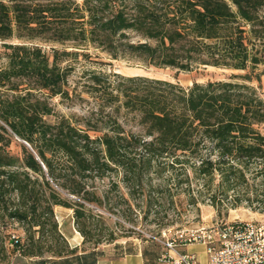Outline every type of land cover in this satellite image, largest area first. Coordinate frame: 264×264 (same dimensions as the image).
I'll return each mask as SVG.
<instances>
[{"label": "trees", "instance_id": "trees-1", "mask_svg": "<svg viewBox=\"0 0 264 264\" xmlns=\"http://www.w3.org/2000/svg\"><path fill=\"white\" fill-rule=\"evenodd\" d=\"M36 41L75 49L89 44L112 59L153 67L246 73L186 89L149 77L122 78L105 87L107 105L134 114L142 133L126 132L113 118L83 129L65 118L45 120L53 114L50 98H69L72 68L61 65L62 56L77 52H46ZM256 42H264V0H0V49L7 60L0 64V227L17 224L25 233L24 239H0V264L15 256L86 257L60 233L56 206L73 211L82 251L118 241L96 210L130 220L127 211L116 210L128 200L121 195L113 203L111 190L102 196L94 186L114 172L141 186L170 159L168 166L193 161L200 175L227 180L247 163H264L258 130L264 97L257 90L264 94V70L255 72L264 59L254 52ZM91 80L92 91H101L102 77L91 72Z\"/></svg>", "mask_w": 264, "mask_h": 264}, {"label": "rangeland", "instance_id": "rangeland-1", "mask_svg": "<svg viewBox=\"0 0 264 264\" xmlns=\"http://www.w3.org/2000/svg\"><path fill=\"white\" fill-rule=\"evenodd\" d=\"M133 40L138 39L133 38ZM35 43L46 52H50L52 48L59 52H77V55L62 56L61 65L72 68L66 86L69 98H50L48 101L53 108V114L46 116L45 120L54 123L65 118L83 129L87 128V122H90L91 126L101 125L113 118L126 132L142 133L134 114L127 112L124 108L117 111L118 103L112 106L107 105L110 102L107 93L109 91L105 87L108 83L115 86L121 82L122 78L149 77L176 83L186 89L194 82L202 84L209 81H223L228 80L233 74L246 73L215 67L181 71L170 67L147 66L135 58L112 59L105 51L89 44L75 49L72 44L40 41ZM256 51L264 59V42H256L254 52ZM4 56L0 49L2 65L7 62ZM262 70H264V61L255 72ZM91 72L102 77L103 83L99 85L101 91L98 93L92 91L94 85ZM251 85L257 88L255 81ZM257 90L264 97V94ZM113 93L118 94L116 91ZM122 100L120 97L119 103ZM258 130L264 134V124L259 125ZM12 149L19 151L15 145H12ZM171 162L170 159L158 163L157 172L146 176L141 186L123 182L122 173L115 172L102 180H96L94 186L100 195L103 196L105 192L111 190L110 198L113 203H116L121 195L128 200L116 210L127 211L130 220L123 218L121 213L113 215L106 209L96 210L104 216L105 226L111 227L118 236H121L119 240L140 241L143 239L159 243L157 239L166 240L179 231L236 221H264V163L260 161L247 163L241 174L231 176L227 180L219 175H200L192 166L193 161L175 164L173 167L167 165ZM94 223H97L96 220ZM6 234L25 238L24 230L17 227V224L8 225L7 229L0 227V239ZM104 234H108L107 230H104ZM105 245L108 244L103 242L100 246ZM186 251L195 253L200 264H205L201 245H188ZM7 261L9 259L5 258L3 263Z\"/></svg>", "mask_w": 264, "mask_h": 264}, {"label": "built area", "instance_id": "built-area-1", "mask_svg": "<svg viewBox=\"0 0 264 264\" xmlns=\"http://www.w3.org/2000/svg\"><path fill=\"white\" fill-rule=\"evenodd\" d=\"M157 241L165 264H200L194 253L183 250L191 244L204 247L206 264H264V221H236L185 230Z\"/></svg>", "mask_w": 264, "mask_h": 264}, {"label": "crops", "instance_id": "crops-1", "mask_svg": "<svg viewBox=\"0 0 264 264\" xmlns=\"http://www.w3.org/2000/svg\"><path fill=\"white\" fill-rule=\"evenodd\" d=\"M54 212L58 221L59 231L70 247L77 248V255L79 256L87 254L85 258L76 259L69 257L67 259L69 264H165L160 261V256L164 251L163 246L152 240L141 239L140 241H134L122 239L84 252L82 251L83 238L74 227L73 211L56 206ZM187 247H184L183 250L186 251ZM203 252L206 264L204 247ZM67 260L50 256H46L44 259L15 256L5 264H66Z\"/></svg>", "mask_w": 264, "mask_h": 264}]
</instances>
